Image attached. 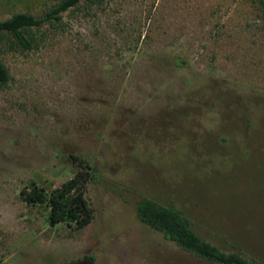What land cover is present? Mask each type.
Instances as JSON below:
<instances>
[{
    "label": "rangeland",
    "instance_id": "obj_1",
    "mask_svg": "<svg viewBox=\"0 0 264 264\" xmlns=\"http://www.w3.org/2000/svg\"><path fill=\"white\" fill-rule=\"evenodd\" d=\"M59 0H0V20ZM1 57L0 264H213L136 216L146 197L264 264V22L252 0L81 2ZM86 159L94 218L48 221L46 191Z\"/></svg>",
    "mask_w": 264,
    "mask_h": 264
},
{
    "label": "trees",
    "instance_id": "obj_2",
    "mask_svg": "<svg viewBox=\"0 0 264 264\" xmlns=\"http://www.w3.org/2000/svg\"><path fill=\"white\" fill-rule=\"evenodd\" d=\"M104 0H59L42 13L17 12L0 20V89L10 81V72L1 54L8 50H31L38 46L36 34L46 24L61 22L62 14L81 2L101 4ZM258 16L264 22V0H252ZM75 165L73 175L57 187L46 191L35 181L20 190V197L31 205H45L51 225L65 223L80 229L94 218L86 192L93 173L90 163L81 156L71 155ZM137 218L152 229L174 242L182 250L213 264H254L237 251H224L197 233L191 221L172 206L160 204L142 197L135 203Z\"/></svg>",
    "mask_w": 264,
    "mask_h": 264
}]
</instances>
